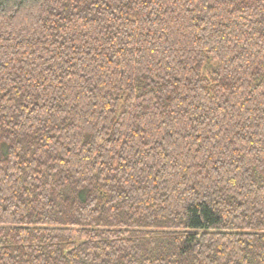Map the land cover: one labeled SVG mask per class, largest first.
<instances>
[{"label": "trees", "instance_id": "16d2710c", "mask_svg": "<svg viewBox=\"0 0 264 264\" xmlns=\"http://www.w3.org/2000/svg\"><path fill=\"white\" fill-rule=\"evenodd\" d=\"M0 264H264V0H0Z\"/></svg>", "mask_w": 264, "mask_h": 264}]
</instances>
